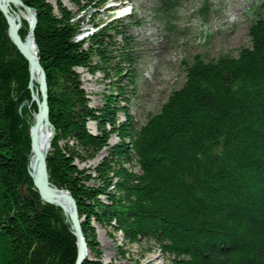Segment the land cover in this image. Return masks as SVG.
<instances>
[{
    "label": "trees",
    "instance_id": "obj_1",
    "mask_svg": "<svg viewBox=\"0 0 264 264\" xmlns=\"http://www.w3.org/2000/svg\"><path fill=\"white\" fill-rule=\"evenodd\" d=\"M21 1L35 14L33 42L46 78L47 175L76 201L92 255L82 264H106L94 224L128 244H154L173 264H264V18L250 23V44L237 55L194 56L182 85L137 126L113 93L92 107L76 70L107 76L112 32L127 40L122 23H94L75 41L79 23L66 6ZM73 2L84 11L105 1ZM6 27L0 11V264H74L70 223L40 199L29 175L30 125L25 108L17 112L30 100L28 74ZM28 29L23 18L22 39ZM29 107L33 122L36 105ZM110 135L119 141L108 147ZM106 147L94 167L79 166Z\"/></svg>",
    "mask_w": 264,
    "mask_h": 264
},
{
    "label": "rangeland",
    "instance_id": "obj_2",
    "mask_svg": "<svg viewBox=\"0 0 264 264\" xmlns=\"http://www.w3.org/2000/svg\"><path fill=\"white\" fill-rule=\"evenodd\" d=\"M49 1L55 11L60 2L73 13L72 21L79 23L75 41H84L95 31L94 23L102 26L116 22L125 27L127 40L112 32L111 71L107 76L101 71L89 73L81 67L76 70L92 107L100 108L104 96L113 93L137 126L157 112L170 92L182 85L185 65L194 56L210 60L224 54L237 55L242 46L250 44V23L264 18V0H103L99 8L88 7L84 11L73 0ZM117 84L121 92L115 90ZM29 101L22 107L23 119L28 123L32 114ZM124 118L122 112L118 113L119 122ZM86 125L88 131L97 133L94 122ZM110 136L108 147L119 141L117 136ZM108 147L90 161L78 163L79 166L94 167L107 154ZM94 225L100 257L106 264H173L152 243L128 244L122 234ZM88 257L92 255L89 253Z\"/></svg>",
    "mask_w": 264,
    "mask_h": 264
},
{
    "label": "water",
    "instance_id": "obj_3",
    "mask_svg": "<svg viewBox=\"0 0 264 264\" xmlns=\"http://www.w3.org/2000/svg\"><path fill=\"white\" fill-rule=\"evenodd\" d=\"M18 7H21L22 9H25L26 11H28L29 13L32 14V23L30 25V28L28 29L30 34L32 35L33 38V30L34 29V24H35V14L33 11H31L27 6H24V4L22 3L21 0H16ZM0 11L3 13L4 15V19L6 21V31H7V35L9 37V39L11 40V42L15 45V47L18 49V51L21 53L20 55L23 56L24 60H25V67L27 70V74H28V85H27V90L29 89V85H30V77H31V68L32 67H36L39 69V71L41 72V80L38 82L39 86H40V90H41V98L40 101L37 98H34V96L32 95V93L30 92V102L32 103L34 102L36 104L37 107V112L36 114H34V121H33V125L30 126L29 129V145H30V155L33 153L35 156V160L37 163V179L35 180V178H33V175H31V173L29 172V175L32 179L33 185L34 187L37 189L39 195H40V199H42L43 201L50 203L52 205L58 206L60 207L63 212V214L66 216L65 213V207L63 205H59V203L57 202V200L59 198H64L67 200L69 207H70V212H69V219L71 222V228H72V234L75 235L76 238V257H75V263L74 264H82L85 258H88L89 255V250L87 248V244L84 238V235L82 234V228H81V218L79 217L78 214V210H77V205H76V201L74 198H72L73 196L71 195V193L68 190L65 189H61L58 187H54L50 181H49V177H48V171H47V163H46V155H47V150L49 149L50 146V141H51V137H52V127L51 124L49 122L48 119V105H47V85H46V78H45V73L44 70L42 68V66H40V62H39V58L37 55H35V60L33 61V59L30 57V54H28V50L23 46V39L19 34L20 30V23H18L16 26L11 25L10 21H9V17L7 15V13L5 12V10L0 7ZM34 41V40H33ZM35 46V43H34ZM26 101H22L20 102V104L17 106V112L19 114H21V109L24 106ZM42 107V108H41ZM45 120L47 125L50 127V138H49V143L47 145V148L44 150V153H41L39 151H37V149L34 146V138L36 136L37 130L39 129V126L41 125L42 121ZM30 166V163H29Z\"/></svg>",
    "mask_w": 264,
    "mask_h": 264
},
{
    "label": "bare ground",
    "instance_id": "obj_4",
    "mask_svg": "<svg viewBox=\"0 0 264 264\" xmlns=\"http://www.w3.org/2000/svg\"><path fill=\"white\" fill-rule=\"evenodd\" d=\"M3 4V5H2ZM0 7H2L5 12L8 15V19L11 23V25L16 26L18 23H20L21 25V20H24L28 23V26L30 28V25L32 23V14L29 13L28 11H26L25 9H22L21 7H18L17 1L16 0H0ZM12 10L13 14L9 11ZM23 46L28 50V54H30V57L33 59V61L35 60V55H36V50H35V46H34V42H33V38L32 35L30 34L29 30L28 33L26 34V36L23 39ZM41 72L39 71L38 68L36 67H32L31 68V77H30V85H29V89L27 91H29V93L31 92L32 95L34 96V98L39 99L41 98V90H40V86H39V81L41 80ZM33 84L37 85V90L39 93H35L34 90V86ZM30 102V101H29ZM34 103V102H32ZM30 103L29 106L32 104ZM42 108V107H41ZM36 112H37V107H36ZM32 120L34 121V116L32 118ZM29 125L32 126L33 122H29ZM29 126V127H30ZM49 138H50V127L47 125L46 121L43 120L41 125L39 126V129L37 130L36 136H35V140H34V146L37 149V151L44 153L45 149L47 148V145L49 143ZM35 156L32 153L31 155L29 154V172L31 173V175H33V178H35V180L37 179V163H35ZM57 202L59 203V205H63L65 207V213H66V218L68 220V222L70 221L69 219V212H70V207L69 204L67 202L66 199L64 198H59L57 200ZM71 225V222H69ZM72 229V228H71ZM73 231V230H72Z\"/></svg>",
    "mask_w": 264,
    "mask_h": 264
}]
</instances>
